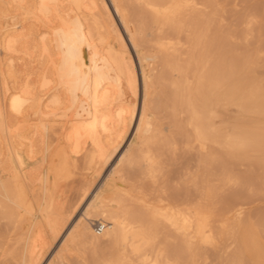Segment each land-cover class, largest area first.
Returning a JSON list of instances; mask_svg holds the SVG:
<instances>
[{"label":"bare ground","instance_id":"bare-ground-1","mask_svg":"<svg viewBox=\"0 0 264 264\" xmlns=\"http://www.w3.org/2000/svg\"><path fill=\"white\" fill-rule=\"evenodd\" d=\"M227 1L0 0V264H41L60 236L45 264H264V1H230L233 34ZM30 7L59 18L30 46L57 48L66 97L7 84Z\"/></svg>","mask_w":264,"mask_h":264},{"label":"rangeland","instance_id":"rangeland-1","mask_svg":"<svg viewBox=\"0 0 264 264\" xmlns=\"http://www.w3.org/2000/svg\"><path fill=\"white\" fill-rule=\"evenodd\" d=\"M33 1L34 0H28V3H27V5H29V6H31L32 4H33ZM108 1V0H107ZM230 1L231 0H228L227 1V5H228V10H227V13H229L230 11H231V15H230V13L228 14V18L226 19V21H227V25H226V30H227V32L228 31H233L232 32V34L233 33H235L234 31H242L243 29L242 28H240L243 24H241L242 22H240V20H238L240 17H239V12H240V10H239V8L238 9H233L235 6H234V3L232 2V3H230ZM233 1V0H232ZM255 1V2H254ZM254 1H251V2H253V4H255V3H257V6H263L262 4L260 5V2L261 1H264V0H254ZM260 1V2H259ZM251 2H249V3H251ZM262 3V2H261ZM264 3V2H263ZM252 4V3H251ZM232 6V7H229V6ZM67 6V2H62L61 3V7H63V8H65ZM10 6H8V8L7 9H9V12H6V17L3 19V24H4V26H7V25H10L12 22H15L16 21V19H15V17H12V15L13 14H15L16 12L13 10V9H10L9 8ZM0 8H1V5H0ZM60 8V7H59ZM230 8H232V10L230 9ZM30 9L33 11V13H31L29 16L32 18V19H26L25 20V22H24V24H25V26L26 27H28V29H29V31L31 32V36L29 37V40H28V42H27V46L28 47H26V46H22V47H20L19 48V51L16 53V54H13L12 55V57L14 58V67L13 68H11V69H9L6 65H4V68H5V70H6V76H7V84H8V86L10 87V88H18V87H20V88H25V85L26 84H28V88L29 89H31L32 90V92H33V94L34 95H37V94H42V93H49V91H52V90H55L56 89V91H58L59 93H60V95L62 96V97H66V91H65V89L63 88V86H62V84L60 83V82H58V78H57V74H56V72H55V70H54V68H53V61L59 56L58 54H57V48L54 46V45H52L51 44V46L49 47V50H47V51H45V52H41L40 53V51H39V49L36 47V48H31V46H30V44H34L35 43V41H34V38H35V36H36V34L37 33H39L40 31H42V30H45V29H47L49 26H54V24H56L58 21H59V18H58V16H57V14L53 11L52 13H50L48 16H43L40 12H38V11H36V10H34L35 8H31L30 7ZM234 10V11H233ZM235 11H237V12H235ZM239 11V12H238ZM0 12H1V9H0ZM233 12V13H232ZM227 13H226V15H227ZM236 13V14H235ZM238 14V15H237ZM230 15V16H229ZM261 15V14H260ZM264 15V14H263ZM18 17H24L23 15H19ZM232 17V18H231ZM235 19H234V18ZM236 18H238L237 20H236ZM230 19V20H229ZM231 19H232V21H231ZM262 19H264V17L262 18ZM262 19H261V16H259V18H258V21H262ZM230 22H229V21ZM235 21V22H234ZM238 21L240 22V23H238ZM230 24H229V23ZM264 22V21H263ZM233 23L235 24L234 26H232L233 25ZM239 24H241V26L239 27L238 25ZM231 25V26H230ZM259 25H261V27H260V29H259ZM228 26H230V28L232 29H229L228 30ZM262 26H264L263 25V23L262 22H258L257 23V25H255V30L256 31H254V35L255 36H253L254 37V40H252V41H254V43H255V45H256V43L258 42V41H262V43H261V45H263L262 47L264 48V40H261V38L260 37H262V39H264V33H263V35H261V28L262 29H264V27H262ZM235 27V28H234ZM237 27H239V29L237 28ZM236 29V30H235ZM238 29V30H237ZM260 33V34H259ZM261 35V36H260ZM124 36H125V39H126V35L124 34ZM234 36L236 37V36H238V40L235 38V37H233V38H227V43H228V45H227V48L228 47H230L231 45V47L230 48H228V55L229 56H231V58H233L234 59V61L237 63V61L239 60L238 59V53L237 52H240V51H242V49H243V47H244V43H242L243 42V40H241V32H236V34H234ZM260 36V37H259ZM258 37V38H257ZM252 38V37H251ZM250 38V39H251ZM230 39V40H229ZM249 39V40H250ZM260 39V40H259ZM232 40H234V41H232ZM235 40L238 42V41H240V42H235ZM232 43H231V42ZM252 41L250 40V42L252 43ZM128 42V41H127ZM235 43H237V45L235 44ZM241 45H240V44ZM251 43H249V45L251 44ZM254 43H252L253 45H254ZM231 44V45H230ZM252 44H251V46H250V48H254V46H252ZM230 45V46H229ZM234 45V46H233ZM240 45V46H239ZM257 46H260V44L258 43V45ZM256 46V47H257ZM261 47V46H260ZM234 48L236 49V50H234ZM230 49V50H229ZM239 49V50H238ZM231 50H233L232 52H231ZM238 50V51H237ZM130 51L132 52V55H133V57H134V61H136V63H137V70H138V61L136 60V57H135V52H134V50H133V48L131 47V44H130ZM231 53H230V52ZM235 51V52H234ZM234 54V55H233ZM3 57H6V55L2 52V51H0V58H2L3 59ZM236 58L238 59V60H236ZM260 68H262V66H260V67H258V69L256 68L255 69V74H256V76L258 75V73L256 72V71H258L260 74V76H264V74H262L263 72H264V70H263V68L259 71V69ZM263 71V72H262ZM42 72H45V73H47L49 76H50V83L49 84H47V85H44L42 82H41V79H40V76H41V74H42ZM262 72V73H261ZM262 74V75H261ZM257 77H259V76H257ZM125 96H127V94L125 95ZM139 99V102H138V104H137V110H136V112H138V108H139V106H140V102H141V99L140 98H138ZM236 109L237 108H235V107H233V106H230L229 108H228V115H230L231 117L233 116V119H232V121L233 120H235L236 119V116L238 117V116H240L239 115V111L237 112L236 111ZM235 112H237L236 114V116H234L235 115ZM235 117V118H234ZM8 119L9 120H14V116L12 115V114H8ZM134 123L132 122V124H131V128L129 129V131L127 132V134L125 135L126 137V139L124 138V140H122L121 141V138H118V142L119 141H121V145L119 146V148H118V150L113 154V157L111 158V160H110V162L108 163V165L106 166V168L105 169H103V171H102V175L99 177V178H97V177H95V185L101 180V178H102V176L111 168V166H113V164L112 163H114L116 160H117V158H118V156H119V154L125 149V147L128 145V142H130L129 141V139L131 140V138L133 137L132 136V132H134V130H133V128L135 127V125H136V123H137V117H136V115H135V118H134ZM135 129V128H134ZM132 133V134H131ZM115 140V142H117ZM115 144V143H114ZM40 154V153H39ZM39 154H34V156H32V158H29L30 160H29V163H30V165L33 167H35V165L36 166H38L37 165V163H39V158H40V155ZM116 159V160H115ZM175 160V161H174ZM174 160L173 161H170V163H171V165H170V167L167 169V173H168V175L170 176V177H172L173 178V176H175L176 175V170H174V166L176 165L177 167H176V169L178 168V166H179V159H175L174 158ZM177 160V161H176ZM177 162V163H176ZM34 163V164H33ZM36 163V164H35ZM169 163V164H170ZM176 163V164H175ZM30 166V167H31ZM108 167V168H107ZM110 167V168H109ZM171 168H173L172 170H171ZM174 170V171H173ZM170 171V172H169ZM172 171H173V173H172ZM175 172V173H174ZM171 173H172V175L173 176H171ZM95 185L93 186V189H94V187H95ZM93 189H91V191L93 190ZM90 196H87L89 199L91 198V192H90V194H89ZM86 197V198H87ZM88 198L87 199H85L83 202H82V204H81V206H79L78 207V209H77V214L71 219V222L70 223H72L75 219H76V217H77V215L78 214H80L81 212V210L83 209V207L87 204V202L89 201L88 200ZM258 201V202H257ZM257 201H255V203L253 202L252 204H251V206H252V211L254 210L255 211V209H259L260 208V206L261 205H263L262 207H261V209H263L264 208V199L262 200L263 202H259V200H257ZM261 201V200H260ZM257 202V203H256ZM260 203V204H259ZM259 206H258V205ZM255 205V206H254ZM254 207V208H253ZM69 223V224H70ZM2 226V225H1ZM3 227V226H2ZM3 229V228H2ZM0 230H1V227H0ZM61 238H62V236H60L59 237V239L56 241V242H54L53 244L54 245H51V247H49L48 249H47V253L43 256V259H42V263L41 264H45L50 258H52V256L54 255V251H56V248H57V246H58V244H59V242H60V240H61ZM53 253V254H52ZM70 264H76L75 262H73V261H71L70 262Z\"/></svg>","mask_w":264,"mask_h":264},{"label":"built area","instance_id":"built-area-1","mask_svg":"<svg viewBox=\"0 0 264 264\" xmlns=\"http://www.w3.org/2000/svg\"><path fill=\"white\" fill-rule=\"evenodd\" d=\"M102 228H103L102 226L97 225L95 230H97L98 232H100V231H102Z\"/></svg>","mask_w":264,"mask_h":264}]
</instances>
